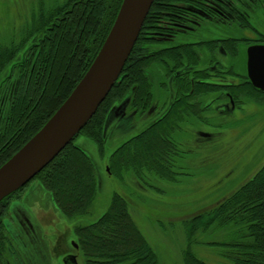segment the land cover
Returning <instances> with one entry per match:
<instances>
[{"label": "trees", "instance_id": "trees-1", "mask_svg": "<svg viewBox=\"0 0 264 264\" xmlns=\"http://www.w3.org/2000/svg\"><path fill=\"white\" fill-rule=\"evenodd\" d=\"M122 1L60 0L47 10L41 9L43 6L38 11L31 9L26 23L20 21L17 33L0 40V92L3 86L9 88V81L13 92L9 102L0 104V166L73 91L105 42ZM204 1L154 0L121 75L106 99L74 139L35 176L48 181L60 210L71 216L70 220L91 204L100 183L92 158L75 140L85 135L104 151L111 121L120 114L113 113L117 105L127 103L128 111H135L134 118L138 121V112H144L154 100L155 81L167 86L171 66L175 65L176 70L188 62L190 65L199 62L200 48L183 42L207 37L204 27H199L204 14L191 11V5L201 6ZM206 10L217 15L214 9ZM182 22L185 27L197 30L184 33L178 24ZM209 26L210 31L218 33L222 29L217 22ZM169 34L178 39L177 45L165 42ZM157 43L162 45L157 47ZM160 69L165 74L158 77ZM184 86L185 83L181 89ZM203 88L208 86L204 84ZM137 127L138 122L114 150L113 166L118 169L134 166L140 170L144 163L147 169L166 176L162 166L168 158L167 150L181 147L180 140L161 137L151 125L132 133ZM166 128L170 125L159 131L168 136ZM71 170L77 175L70 183L66 178ZM8 196L0 201V207ZM183 224L188 241L183 264H209L192 250V245L197 242V235L216 229L226 232L227 238L207 244L227 247L226 264H264V164L224 199ZM74 236L88 264H161L156 250L134 221L128 200L117 194L96 220L75 225Z\"/></svg>", "mask_w": 264, "mask_h": 264}, {"label": "flooded vegetation", "instance_id": "flooded-vegetation-1", "mask_svg": "<svg viewBox=\"0 0 264 264\" xmlns=\"http://www.w3.org/2000/svg\"><path fill=\"white\" fill-rule=\"evenodd\" d=\"M59 1L33 0L30 6L31 9L37 11L41 6H43L41 9L47 10L51 5L53 7L57 5ZM200 5H191V11L192 9L199 10L200 14H204L205 18L199 27L202 26L205 30L207 29V31L203 30L207 37H196L192 38L193 41L183 42L194 43L196 47L200 48L199 62L193 65L188 62L186 66L176 70L173 64L174 66H171L172 68L170 67L169 70L172 74L167 86H162L155 81L154 100L144 112L140 114L138 112V121L134 118L137 114L135 111L130 113L127 107L121 108V111L118 112L120 114L115 116L116 119L113 117L111 121L106 143L108 138L116 133L128 134L130 129L135 128L137 122L138 133L151 125L153 131L159 132L161 137L178 140L176 136L181 132L188 133L195 123H206L214 117H220L218 125L212 124L215 130L197 131L200 141L204 143L206 149H209L211 146L216 147L222 140V136L219 134L224 133L222 131L226 128L223 126V118H225L224 124L228 123L237 113L247 110V102L264 104V89L257 87L248 73V47L264 45V0H206ZM206 9L216 10L217 15ZM16 10H20L17 11V14H20L23 6ZM213 22L219 23L220 28L226 29V31H222V29L219 33L214 30L210 31L209 24ZM178 24L184 33H192L197 30L196 27H185V22ZM15 30L14 28L11 30L12 32L10 31L12 34L10 36L15 34ZM169 35L170 37H167L165 42L177 45L175 42L178 39L172 34ZM161 45L160 43L156 44L157 47ZM201 48H203L202 51ZM243 53L246 54V74H242L240 69ZM182 70L183 72H181ZM161 74H165V72L160 69L157 72L158 77ZM181 74L183 75L180 78H176L177 75ZM175 80L176 82H174ZM180 80L185 83L184 89H181L183 83H179ZM9 82V88L3 86L0 92V104H3L5 100L9 102L13 95ZM204 84L208 86V89H201ZM182 110L185 111L182 112ZM173 120H176V123H172ZM168 125L170 128L166 129L169 135L165 136L159 130ZM179 140L181 147L167 150L168 158H165V163L162 166L166 172V178L162 175H156V178L157 176L160 177L161 181L173 177L176 167L186 171L183 175L191 174L188 170L194 165L196 151L204 146L199 145L198 142L190 143ZM76 144L87 153L81 144ZM245 148L251 152L247 146ZM105 149L104 151L98 149V151L103 155ZM256 156L255 153H252L247 164L243 165L242 168L249 166ZM112 163L111 161L112 170L107 169L109 174L122 176L128 172H133L138 177L136 185L144 189L151 186L153 180H149L152 178H149L148 172L152 173V171L147 169L146 164L142 163L140 171L139 167L134 166L118 169ZM35 176L18 191L8 196L0 207V222L2 224L0 226V264H54L55 259L57 260L60 256H62L60 263L66 264V262L68 263L67 256L73 254L76 255L79 264H82L81 259H79L81 252L77 240L73 238L70 240L67 237L68 234L70 236L74 234V229L72 230L71 223L69 224L71 216L68 217L69 215L65 214L66 217L60 210L54 190L48 181L35 178ZM166 182L168 181L166 180ZM40 207L47 210L45 212H49L52 221H54L52 226L57 230L53 232L55 234L53 238L49 235L51 232H46L43 226L45 214L40 212ZM56 242L59 245L54 248ZM68 246H71V249ZM63 247H68L70 250L64 252Z\"/></svg>", "mask_w": 264, "mask_h": 264}, {"label": "rangeland", "instance_id": "rangeland-1", "mask_svg": "<svg viewBox=\"0 0 264 264\" xmlns=\"http://www.w3.org/2000/svg\"><path fill=\"white\" fill-rule=\"evenodd\" d=\"M31 2L32 0H0V40L7 39L14 28L16 34L20 21L22 20L23 23L27 21L31 12ZM20 6H23V10H25L22 14H17V11L20 10L16 9ZM245 62L246 54L243 53L240 61L242 74H246ZM249 103L247 102L246 105L248 112L245 109L244 112L237 113L226 124H224L225 118L222 119L226 130L224 129L222 131L224 133L219 134L222 136V140L216 147L211 146L206 149L204 143L200 141V137L197 136V131L215 130L212 124L218 125L220 117H214L206 123H195L188 133L181 132L177 135L178 140L190 143L198 142L199 145H204L196 151L194 165L188 170L191 174L183 175L186 171L176 167L173 177L161 181L160 177L156 178V175L160 176L159 173L148 172L149 178H152L149 180H153V182L146 189L136 185L138 177L133 172L119 176L118 174H109L107 170H112L110 164L114 155L112 153L128 138L127 133H116L108 138L103 155L99 153V148L94 141L80 135L75 142L81 144L92 158L100 183L91 204L85 211L75 214L74 219L69 221L72 230H75V225L88 224L96 220L107 210L112 197L117 193L128 200L134 221L156 250L160 263L183 264V251L188 245L183 222L215 205L218 200L225 197V194H229L245 179L251 177L264 163V104L253 102L248 105ZM122 104L117 105L116 109H113V113L120 112ZM137 132V129L132 131V133ZM246 146L251 152L247 151ZM252 153L257 156L249 166L242 168L247 164ZM81 170L84 173L82 168ZM67 174L66 179L70 183L77 175L72 170ZM164 178L166 177L164 176ZM45 211L47 210L40 207V212L45 214L43 226L46 232H51L49 235L53 238L55 235L53 232L57 229L52 226L54 221H52L51 215ZM225 233L216 229L206 234L197 235L198 240L192 245V250L209 264H226L224 253L227 251V247L207 244V241L225 240L227 238ZM67 237L70 240L73 238L78 241L74 234L72 236L68 234ZM57 245L59 244L57 243L54 248H57ZM68 247L71 249V246ZM68 247H63L64 252L70 250ZM79 259L82 264H88L82 253ZM61 260L62 256L55 259L54 264H58V262L61 264Z\"/></svg>", "mask_w": 264, "mask_h": 264}, {"label": "water", "instance_id": "water-1", "mask_svg": "<svg viewBox=\"0 0 264 264\" xmlns=\"http://www.w3.org/2000/svg\"><path fill=\"white\" fill-rule=\"evenodd\" d=\"M154 0H123L105 42L66 100L45 124L0 166V201L45 168L85 127L118 80ZM248 73L264 89V45L248 47ZM123 103L120 108L126 107ZM68 263L78 264L75 255Z\"/></svg>", "mask_w": 264, "mask_h": 264}]
</instances>
